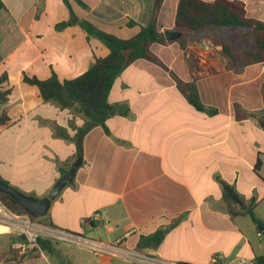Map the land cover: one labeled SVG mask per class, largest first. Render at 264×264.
<instances>
[{
  "label": "crops",
  "instance_id": "0c3cea01",
  "mask_svg": "<svg viewBox=\"0 0 264 264\" xmlns=\"http://www.w3.org/2000/svg\"><path fill=\"white\" fill-rule=\"evenodd\" d=\"M1 1L0 74H8L12 92L8 104L0 106L10 118L0 125V137L12 154L0 159V177L40 199L75 163L76 143L57 138L54 127L70 136L76 131L69 126L72 110L44 103L22 75L47 79L54 71L61 80L72 79L109 50L97 39L88 41L79 26L56 29L69 19L62 0ZM81 1L89 9L71 0L79 19L122 39L151 20L154 6L153 0ZM168 1L172 14L165 15ZM239 1L248 17L264 22V0ZM177 5L178 0H164L157 19L160 32L177 31ZM204 32L208 35L153 43L151 52L167 69L138 59L116 79L108 101L124 104L129 113L107 119L109 134L97 126L83 137L82 163L52 201L46 215L50 227L80 237L84 245L97 242L123 250L130 245L138 251L142 235L167 228L158 246L141 251L175 263L212 264L214 255L255 262L264 253L256 225L248 216L232 217L222 199L226 183L246 200L257 199V215L264 201V63L231 69L214 42L226 33ZM173 75L184 83L181 87ZM189 83L197 85L202 103L216 114L189 103L181 91ZM82 124L76 116L75 125ZM101 228L114 238L103 240ZM43 250L55 249L46 242ZM97 257L98 264H113L110 252Z\"/></svg>",
  "mask_w": 264,
  "mask_h": 264
},
{
  "label": "trees",
  "instance_id": "16d2710c",
  "mask_svg": "<svg viewBox=\"0 0 264 264\" xmlns=\"http://www.w3.org/2000/svg\"><path fill=\"white\" fill-rule=\"evenodd\" d=\"M69 11V19L56 25L57 30H63L70 26H79L88 41L97 39L104 44L109 53L105 57L96 58L94 63L81 75L72 79L61 80L56 72L52 71L47 79H40L36 76L22 75V82L35 86L39 90L40 97L44 103H51L64 110H72L73 118L69 121V126L75 130V135L70 136L68 131L59 126L54 127L55 136L65 140L74 141L77 146L75 162L82 160L83 137L93 128L100 126L109 134L106 125L107 119L114 114L128 115L129 109L124 104H111L108 101L109 93L120 74L133 62L138 59L150 60L167 69L162 62L151 52L150 46L153 43L166 44L168 41L164 33L157 27L158 14L164 0H153V14L151 20L140 26L139 31L127 39L119 38L107 33L87 20L79 19L74 13L71 0H62ZM83 9L89 7L81 0H73ZM4 4L0 0V10ZM41 12L38 9L37 16ZM129 27L136 26L134 21H128ZM220 28L242 30L243 37L250 42V47L240 55L234 46L224 39H217V45L221 46L231 69H238L242 64L264 63V22L255 18H250L246 14L243 2L239 0H178L175 15V29L181 32L180 40L189 38L204 30H217ZM180 87L184 84L175 75ZM9 76L6 72L0 74V106H6L12 88L8 85ZM182 93L189 103L198 111L209 115L216 114V110L207 108L200 99L198 87L195 83L185 84ZM80 115L83 124L80 127L75 125V117ZM244 116L240 114L239 117ZM10 121L6 111L0 113V125H5ZM260 124L264 127V117L260 119ZM260 168L259 162L256 170ZM71 169L68 165L63 173ZM0 181L10 185L0 177ZM4 203L10 208H20L19 204L10 196L1 193ZM223 202L227 212L232 217L248 216L256 225L259 233L264 238V221L256 214L257 199L252 197L246 200L241 196L234 185L223 184ZM33 220L45 222L47 225H54L47 220V216L34 218ZM167 228L159 229L151 235H142L138 242L140 250H148L152 245L158 246L164 239ZM45 242L41 239L38 244L41 249L45 248ZM6 264H22L17 256H12ZM188 264V263H180ZM255 264H264V253L255 259Z\"/></svg>",
  "mask_w": 264,
  "mask_h": 264
},
{
  "label": "rangeland",
  "instance_id": "374dc122",
  "mask_svg": "<svg viewBox=\"0 0 264 264\" xmlns=\"http://www.w3.org/2000/svg\"><path fill=\"white\" fill-rule=\"evenodd\" d=\"M171 5H172L171 2L168 1L166 7L164 8L165 15L167 12L172 14ZM209 33H212L216 37L222 36V34L226 33V37L223 39L231 43L234 46L235 50H237L240 55H243L244 52L250 47V42L243 37L242 30L220 28L217 30H212ZM206 35L208 34L203 31L193 36L198 38V37H204ZM217 39H214L216 45H217L216 43ZM204 47L201 48L204 49ZM220 55L225 57L222 52V48ZM193 57L197 58L196 55H194ZM11 154H12L11 149L9 147H4L2 145L1 137H0V159L10 157ZM0 200L4 203V201L1 198V193H0ZM8 208L9 210H11L16 214H20V215L29 214L22 207H21L22 209L17 207L14 208L8 207ZM258 215L260 216V218H264V201L261 203V205L258 208ZM33 221L42 226L50 227L43 221L42 222L37 220H33ZM2 231H7V229H2ZM99 234H101L102 239L105 241H111L114 238V236L106 234V231L103 228L99 230ZM19 238H20L19 233H15V232H9L0 235V264H6L7 261L10 259V257L14 255L17 256L19 260H21L22 264H98L99 263V259L97 257L98 252L96 253L93 249L84 245V243L58 241L55 239H49L42 236L40 239L45 243L50 242V244H52V247L55 249L54 253H52L49 250L41 249L39 245L38 247L36 246L33 247L30 245L27 246V244L25 242L20 241ZM131 243L132 242H130L129 244ZM124 246H125L124 249L125 252L122 254L114 255L113 264H138L137 261L131 258L132 256H130V254L146 253L141 250L138 251L135 247H131L130 245L128 246L124 245ZM43 254L47 256L48 260L45 259ZM57 256H62L63 259L58 260ZM48 261L49 263H47Z\"/></svg>",
  "mask_w": 264,
  "mask_h": 264
},
{
  "label": "built area",
  "instance_id": "2783aa9c",
  "mask_svg": "<svg viewBox=\"0 0 264 264\" xmlns=\"http://www.w3.org/2000/svg\"><path fill=\"white\" fill-rule=\"evenodd\" d=\"M7 229V231H2ZM15 232L19 233L20 241L25 242L27 246L38 247V241L43 236L49 239H55L58 241H69L75 243H83V240L75 235L61 232L53 229L52 227H45L35 223L30 214H16L9 210V208L0 200V235ZM259 237H262L261 233H258ZM86 245L93 249L96 253L105 252L112 253L114 255L122 254L125 251L114 245H108L97 242H86ZM131 258L138 262V264H180L175 262H167L157 258L154 255L148 253H136L130 254ZM212 264H255L254 260L243 257H238L233 260H226L221 255H214L212 257Z\"/></svg>",
  "mask_w": 264,
  "mask_h": 264
},
{
  "label": "water",
  "instance_id": "95a60500",
  "mask_svg": "<svg viewBox=\"0 0 264 264\" xmlns=\"http://www.w3.org/2000/svg\"><path fill=\"white\" fill-rule=\"evenodd\" d=\"M167 41H173L181 37V32L179 31H167L164 32ZM82 161L78 160L75 162L71 169L65 173L54 185L49 194L43 198L36 199L27 196L17 190L16 188L0 181V193L6 194L14 199L26 212L32 215L34 218H42L47 215L50 205L53 200H55L60 192L69 185L76 174V171L80 167ZM20 240V239H19ZM155 245H153L154 247Z\"/></svg>",
  "mask_w": 264,
  "mask_h": 264
}]
</instances>
